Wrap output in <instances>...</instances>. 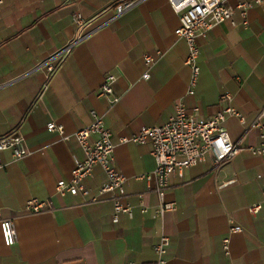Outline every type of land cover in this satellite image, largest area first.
<instances>
[{
  "label": "crops",
  "instance_id": "1",
  "mask_svg": "<svg viewBox=\"0 0 264 264\" xmlns=\"http://www.w3.org/2000/svg\"><path fill=\"white\" fill-rule=\"evenodd\" d=\"M121 0H0V137L18 128L29 154L13 161L0 152V220L12 219L17 241L6 246L0 232V264H156L154 245L161 234L169 241L164 264H264V156L251 146L261 142L250 128L264 107V0L249 2L247 26L235 11L233 26L224 21L199 38L200 68L194 95H187L190 71L184 65L186 42L174 30L179 24L167 0H143L75 43L45 81L42 62L73 38L74 14L95 18L86 32L114 15ZM160 54L141 79L145 53ZM52 63L56 64L54 60ZM115 76L121 95L110 105L99 97L105 75ZM229 92L232 100H221ZM182 99L208 118L228 105L239 112L224 127L242 150L219 169L211 153L174 174L165 201L174 208L159 219L156 194L138 176L151 172V143L121 142L143 126H161ZM103 116L115 145L113 159L125 177V203L132 214L113 217L109 194L95 203L81 195L55 193L58 180H68L84 158L74 132L91 122L90 110ZM61 126L68 140L47 130ZM106 177L99 166L84 180L91 194ZM230 184L221 186L225 181ZM147 211L142 213L139 197ZM48 200L49 209L32 213L27 200ZM260 204L256 214L248 212ZM232 225L241 232L229 233ZM229 238V250L222 248Z\"/></svg>",
  "mask_w": 264,
  "mask_h": 264
},
{
  "label": "built area",
  "instance_id": "2",
  "mask_svg": "<svg viewBox=\"0 0 264 264\" xmlns=\"http://www.w3.org/2000/svg\"><path fill=\"white\" fill-rule=\"evenodd\" d=\"M143 0H121L114 6V15L98 26L86 32L87 27L95 18L85 20L79 13L74 14L72 22L75 26V34L71 41L59 52L47 57L42 64L45 66V81L47 82L55 72L57 65L70 48L83 40L94 30L106 25L111 20L116 19L121 14L130 10ZM262 0H255L260 3ZM173 12L177 15L179 24L174 30L178 38L186 42L187 55L184 65L189 68L190 77L187 82L186 94L194 95L198 82L200 68L198 58L200 47L197 43L199 38H206L209 31L218 24L229 21L235 26L234 14L237 10L242 25L248 24L247 10L249 2H240L235 7L229 4V0H167ZM160 54L152 55L145 53L143 56L144 72L141 79L147 80L150 76L149 70L155 64ZM54 60L56 64L52 63ZM115 76L112 73L105 75L103 82L97 91L99 97L105 98L112 105L117 103L121 95L115 94L113 82ZM221 100L230 102L232 95L223 92ZM199 108L196 106L190 110L186 109L182 99L175 102L173 113L167 122L161 126H143L132 135L121 139V142H133L136 144L151 143L150 154L154 158L155 167L147 173L138 176L143 179L154 191L158 199V205L154 209V217L162 220L165 213L172 210L174 206L165 201V195L169 188V180L174 174H181L186 168L194 166L205 159L207 153L212 154L214 168L219 169L223 163L231 160L242 150L238 141H232L224 127V122L228 117H237L244 122L243 116L231 106H227L216 114L204 118L199 117ZM91 122L74 132V138L80 146L84 158L75 162L71 169L68 180H58L55 184V193L60 196L66 194L85 198V203H95L100 200L103 194H109L113 200V217L116 219L120 214L131 216L132 211L128 203L124 202L126 197L124 190L125 177L117 170L113 151L114 144L111 141V132L104 123L103 116L96 110H90ZM47 130L60 134L62 140H68L69 135L65 134L61 126L54 122H49ZM250 128L257 129L261 142L251 146L248 151L253 155L264 156V107L256 115ZM9 150L13 161H18L29 154L25 144V138L18 128H14L9 133L0 137V152ZM1 166V162H0ZM99 166L106 179L98 187L97 193H92L88 189L84 180L91 177L93 168ZM232 180L221 184H230ZM48 200L31 198L27 200L24 209L32 213H38L49 209ZM139 206L142 213L147 211L142 196L139 197ZM261 205L253 204L248 208V212L256 214ZM239 225H232L229 233L241 232ZM0 232L3 243L11 246L17 241V232L12 219L0 220ZM169 238L161 234L159 242L153 247L156 253V264H164V254ZM222 248L225 253L229 250V238L223 239Z\"/></svg>",
  "mask_w": 264,
  "mask_h": 264
}]
</instances>
